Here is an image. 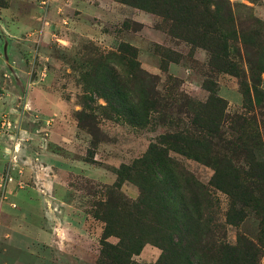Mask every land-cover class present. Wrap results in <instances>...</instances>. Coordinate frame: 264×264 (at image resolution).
<instances>
[{"label": "rangeland", "instance_id": "374dc122", "mask_svg": "<svg viewBox=\"0 0 264 264\" xmlns=\"http://www.w3.org/2000/svg\"><path fill=\"white\" fill-rule=\"evenodd\" d=\"M160 5L170 11L166 16L118 0L72 4L70 0H0V22L5 10L23 15L36 11L43 16L40 22L46 21L45 29L9 39L19 45L21 56L1 55L0 97L11 95L21 129L35 131L36 122L49 123L48 127L53 122L43 121L36 109L24 106L25 93L34 88L57 93L69 104L68 118L76 126L74 137L65 145H72L69 154L72 161H78L61 169L31 157L26 150L31 139L18 142V154L11 161L12 130L0 129L6 140L0 155L9 157V165L3 162L0 171V213L12 181L2 179L23 176L17 186L42 198L44 228L52 235L28 246L38 249V255L24 251L23 255L4 256L7 246L0 242V264L16 260L19 264H185L168 227L162 224L156 202L152 203L154 222L141 223L130 208L140 196L137 182L147 185L152 177L156 184L152 172H141L144 178L137 177L139 172L130 173L116 188L115 170L138 165L148 157L151 146L169 150L171 135L192 141L183 132H192L197 120L218 128V136L227 140L235 130L232 118H254L264 146V0H208L194 7L197 21L193 25L182 20L174 0H160ZM47 14L56 15L51 26ZM210 17L229 34L225 56L211 55L202 45V24ZM235 31L244 45L232 36ZM4 34L0 31V43L9 42ZM199 105L205 109L199 110ZM57 135L56 143H63ZM42 136L39 148L45 150L48 142ZM169 154L208 188L214 219L233 223L225 225L230 244L239 236L256 239V216L248 213L238 223L235 208L246 199L243 178L227 169L223 151L199 153L188 143L180 154ZM199 154L208 156L210 163L196 160ZM258 160L264 161V147ZM102 187L109 188L111 198L98 218L95 212L105 200ZM161 188L162 192L156 191L159 199L162 194L173 196L172 188ZM10 206L17 207L15 203ZM262 253L260 263L264 264Z\"/></svg>", "mask_w": 264, "mask_h": 264}, {"label": "trees", "instance_id": "16d2710c", "mask_svg": "<svg viewBox=\"0 0 264 264\" xmlns=\"http://www.w3.org/2000/svg\"><path fill=\"white\" fill-rule=\"evenodd\" d=\"M118 1L136 8L146 9L160 16H166L170 12L160 5V0H147L145 3L143 0ZM174 1L175 9L180 11L182 20L188 25H193L197 21V16L193 13L194 7L197 4L204 5L205 2H208V0ZM226 11L229 12L230 8H226ZM210 20L207 19L202 24L200 39L204 42L201 44L211 55H216L219 52L225 56L229 34L222 32V26L217 25L212 17ZM231 34L244 45L245 42L240 33L235 31ZM252 82L254 81L252 80ZM256 91L254 89L255 98ZM204 109V106L199 105V110ZM220 117H224L223 114ZM254 122V118L241 116L232 118L230 123L234 125L235 130L231 138L226 140L218 136V128L209 125L207 121L197 120L193 122L192 132H188V130L183 132L186 136L191 135L192 141L185 142L180 134L171 135L168 138L171 144L169 150L156 145L151 146L148 157L137 162L138 165L134 167L121 166L115 170L116 188H120L125 177L130 173L139 172L137 177L144 178L141 172L148 170L152 172L156 184L153 183L152 177L150 181L148 180L149 184L147 185L137 182L140 196L138 202L131 205L130 208L141 223L144 220L154 222L152 203L156 202L155 205L160 208L157 213L162 216V224L168 227L170 238L176 241L175 247L177 246L182 252L185 264H261L260 260L264 251V161H259L258 158L264 146L261 133L254 126ZM188 143L196 146L199 153L204 151L210 155L215 149L223 151L226 165L223 164L228 170H232L237 178H243L242 194L246 199L239 204L240 208H235V212L238 223L247 217L248 213L257 217L259 229L255 240L239 236L234 244L227 241L225 225H233V223H222L214 219L213 201L208 188L194 180L169 154V151L180 154L183 146ZM195 157L196 160L206 164L211 161L208 156L204 157L201 154ZM242 164L245 165V168L241 167ZM161 186L172 188L173 196L164 198L162 194L159 199L156 191L162 192ZM102 189L104 191L101 194L105 200L99 204L98 211L95 212V216L98 218L103 216L111 198L109 188L102 187ZM156 220L158 221V218ZM124 264L130 263L128 261Z\"/></svg>", "mask_w": 264, "mask_h": 264}, {"label": "crops", "instance_id": "0c3cea01", "mask_svg": "<svg viewBox=\"0 0 264 264\" xmlns=\"http://www.w3.org/2000/svg\"><path fill=\"white\" fill-rule=\"evenodd\" d=\"M55 1L64 2L65 0H54V2ZM84 1L85 0H70V3H84ZM1 15L3 18L0 22V31L5 33V39L8 40L15 37L14 35H17L18 33L25 31L31 32L32 30L34 31L42 27H44V29L46 28L44 25L46 21L43 23V21L40 22L39 20L40 17H43L42 14H38L36 11L23 15L15 14L11 10H5ZM54 16L53 14H47L45 16L46 20L48 19L47 22L50 26L53 23L51 19L53 18L54 20ZM65 18L68 20V17L65 16ZM20 54L21 48L19 45H13V43H10V40L9 42L4 40V42L0 43V57L2 55L5 58L10 57L16 59L21 56ZM15 95L16 97L21 98L20 93H16ZM13 100L14 99H12L11 95L3 94L0 97V116L6 114L10 122H18L19 127L22 128V122L20 121L21 118L14 115L19 111L16 107L17 104L13 103ZM23 104L25 107L36 109L41 114L40 119L43 121L49 122L52 120L53 122L51 127L36 122L34 124L36 128L35 131L26 130L27 135H29L31 139L30 145L26 147L28 153L31 154L30 156L38 157L42 161H48L55 167L61 169H69L72 165H76L75 163H78V161H72L69 154V151H72V145L70 144V147L65 145L66 141L71 142V138L74 137L76 133V126L72 124L68 118L70 112L69 104L61 100L57 93L48 92L38 88L30 89L25 93ZM22 113H24V111ZM10 115H13V120H11ZM45 130H48L45 138V142H48V145L44 150V147L39 148V141L42 136L40 132ZM57 134H59L63 143H56ZM5 141L6 140H4L3 136L0 134V151H3V148L6 146ZM2 144L4 146H2ZM64 151L65 153H63ZM66 152H68L67 155H65ZM3 162L9 165V157L5 156L3 158L2 155H0V171ZM21 177L23 176L14 177V179L8 184L6 189L7 199L3 205L2 212L0 213V242L7 246V249L4 248L2 252V255L4 256L23 255L24 251L36 253V255H38V249H30L28 246H32L35 241L41 242L48 240L52 236L51 233L44 228V226L47 225V221L43 214L45 207L42 198L28 188L18 187V179ZM10 203H15L17 207L14 208L16 209L11 208ZM8 249H10L11 252H8ZM13 264H19V261L16 260Z\"/></svg>", "mask_w": 264, "mask_h": 264}, {"label": "built area", "instance_id": "2783aa9c", "mask_svg": "<svg viewBox=\"0 0 264 264\" xmlns=\"http://www.w3.org/2000/svg\"><path fill=\"white\" fill-rule=\"evenodd\" d=\"M47 126H49V123H46ZM0 129L2 132H7L8 130H12V132L9 134L10 137L12 138L13 142V147H12V153H11V161L15 160V156L18 154V142H26V139H30L29 135H27V131L23 130L19 127V123L16 122H10L8 120V116L6 114H2L0 116ZM15 131V132H14ZM8 135V136H9ZM47 134L43 132L42 140L45 142ZM12 180L11 176L6 175L4 179H2V182H10ZM3 184L1 183L0 186ZM1 198H0V205H1ZM56 209V208H53Z\"/></svg>", "mask_w": 264, "mask_h": 264}]
</instances>
